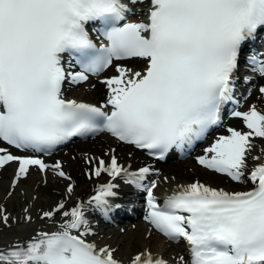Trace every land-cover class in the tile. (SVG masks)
Wrapping results in <instances>:
<instances>
[{"label":"snow or ice","instance_id":"1","mask_svg":"<svg viewBox=\"0 0 264 264\" xmlns=\"http://www.w3.org/2000/svg\"><path fill=\"white\" fill-rule=\"evenodd\" d=\"M262 33L264 0H0V169L16 165L7 197L34 169L44 184L48 173L66 182L70 197L72 175L44 157L74 138L107 133L157 161L189 152L221 125L242 64L264 79V52L250 47ZM109 68L103 103L65 96L66 84ZM231 115L247 131L227 128L196 163L243 190L196 180L161 201L152 165L130 170L115 149L86 156L89 178L110 179L86 203L62 198L42 210L39 219L53 227L0 245V264H170L147 246L125 261L118 248L97 243L90 217L111 222L128 211L116 200L118 178L145 193L146 239L159 233L184 243L172 264H264V158L251 155L253 140H264V112L253 104ZM32 220L29 207L13 216L0 203V237Z\"/></svg>","mask_w":264,"mask_h":264},{"label":"bare ground","instance_id":"2","mask_svg":"<svg viewBox=\"0 0 264 264\" xmlns=\"http://www.w3.org/2000/svg\"><path fill=\"white\" fill-rule=\"evenodd\" d=\"M134 66L137 69L140 67L138 64ZM254 82V77H251L250 86L251 84H254ZM258 83L259 84L254 89L251 97L245 101L244 107L241 111H247L249 107L254 104L256 105L257 110L264 112V96H261L258 92V89L264 86V79H261ZM87 91H89V89H87ZM106 92L107 90L102 83H95L94 86L90 87V93H86V95L97 101L105 98ZM229 127L247 131L243 122L239 119L229 121ZM224 134H227V132ZM253 144L258 146L253 148L251 155L261 156L264 158V144L262 139H254ZM110 147L115 148V154L118 155L120 162L125 164V166L131 165L132 168L137 167L139 163L140 165L144 164V157L141 153L133 152L130 147L118 145L113 139L101 136L93 142L78 144L70 147L57 157H52L50 159L51 164L56 160L61 161L64 165L65 171L72 175L75 182V191L70 197H66V182L56 178L52 173L48 174L46 177L48 180L47 184L42 182L43 176L34 177L27 183H24V185H20L21 187L19 189L14 190L13 196L10 198L6 195V193L10 190V184L7 185L6 182H1L0 203L6 204L8 211L11 212L13 216H21L23 214V209L25 207H29L30 214L33 217L32 221L36 222V228L20 230L15 228L14 223L12 225L14 229L11 231L5 232L8 228L3 229V236L0 237V245L17 239L25 240L37 231L52 228L53 225L50 221H43L39 219V216L42 210H47L50 205H53L54 202L62 198H67L68 203L77 200L84 201L86 203L90 196L95 194V189L94 191H91V189L94 188L96 184L99 186L101 183H106L110 178L106 175L89 178L90 165L85 162V157H90L89 155L91 154H102V156H104L103 152L106 151V153H109ZM190 163L191 160H188L172 167L167 165L155 167V169L163 171L160 178H158L159 186L155 190L156 195L162 194L160 192V187L165 188V192L169 194L172 193L177 186L186 185L196 180H199L201 183L211 187L224 188L225 190H243L245 187L244 185L231 181L226 176L210 173L205 169L194 167L193 165H190ZM255 163L256 161L250 159L249 166L251 167ZM165 177H167V181L163 183L162 179ZM20 190L23 191V194H21ZM128 190L129 188L126 187V191ZM34 196L37 197V199L33 200L32 198ZM22 224L25 225V222ZM31 227H33V224H31ZM93 227L99 233L96 238L97 243L102 245L108 244L118 248L119 251L116 255L125 261L127 260L129 254L134 253L138 249L145 246L149 247L154 254L162 255L165 259L168 258L170 262H172V259L180 256L181 247L172 245L160 235L153 233L150 239H146V235L150 229L142 218L138 219V221H136L133 225L129 223L127 226H121L119 228L100 229L94 225ZM121 229H124V231L121 232Z\"/></svg>","mask_w":264,"mask_h":264},{"label":"rangeland","instance_id":"3","mask_svg":"<svg viewBox=\"0 0 264 264\" xmlns=\"http://www.w3.org/2000/svg\"><path fill=\"white\" fill-rule=\"evenodd\" d=\"M85 90V88H84V86H81V87H78L75 91H74V96L75 97H78V98H82V99H85V100H87L88 98H86L85 97V95H84V93H83V91ZM87 93V92H86ZM90 100V99H89ZM90 101H92V100H90ZM191 164V163H190ZM192 164H193V162H192ZM191 164V165H192ZM194 165V164H193ZM11 171H12V168H10V170H7V171H0V183L1 182H6L7 184L10 182V180H9V178L11 177V175H12V173H11ZM10 174V175H9ZM6 176H8V177H6ZM36 175L35 174H31L26 180H24L23 181V183H20L18 186L19 187H17V188H20L22 185H24V183H27L29 180H31V179H33L34 177H35ZM6 185V184H5ZM21 185V186H20ZM21 191V190H20ZM21 194H23V191H21ZM31 224H33V227H31ZM27 226V228H36L35 226H36V222L35 221H32L31 223H27L26 224ZM19 227H22V229H23V226H22V223L20 222V223H18L17 225H16V228H19ZM12 229H14V227H12V228H8L5 232H7V231H11Z\"/></svg>","mask_w":264,"mask_h":264}]
</instances>
